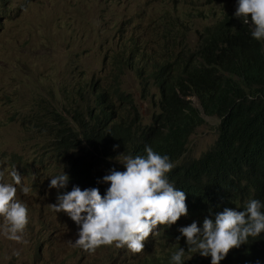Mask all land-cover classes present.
Returning a JSON list of instances; mask_svg holds the SVG:
<instances>
[{
	"label": "trees",
	"instance_id": "1",
	"mask_svg": "<svg viewBox=\"0 0 264 264\" xmlns=\"http://www.w3.org/2000/svg\"><path fill=\"white\" fill-rule=\"evenodd\" d=\"M215 2L204 0L209 9L192 3L191 12L184 14L213 17ZM235 12L231 7L211 18L198 31L197 47L180 39L166 62L150 66L146 58L139 66L144 53L137 47L129 52L121 48L112 57L107 81L93 80L89 95L86 84L67 81L61 87L64 103L56 106L54 94L51 102L41 100L43 105L32 110V117L42 130L54 131L48 143L52 150L72 153L67 174L83 184L110 174L113 168L124 171L118 156H146L145 148L151 146L170 158L174 167L166 178L186 194L184 227L196 222L202 229L206 217L214 219L225 208L243 211L251 199L264 204V40L255 39L251 23L244 24ZM161 33L172 34L170 26ZM127 71L136 72L143 88L154 84L160 90L151 123L140 122L137 113L131 119L129 110L117 114L121 103L136 110L132 96L120 87ZM193 95L201 108L189 98ZM203 114L221 119L218 136L199 157L187 158L189 138L206 122ZM43 115L53 122L44 124ZM31 165L39 166L38 155ZM36 172L41 174L39 169ZM163 238L172 242L161 243ZM158 243L161 252L149 253L137 264H175L172 255L180 248L185 249L180 264H211V256L188 251L187 238L180 231L163 230ZM220 264H264V232L230 250Z\"/></svg>",
	"mask_w": 264,
	"mask_h": 264
},
{
	"label": "rangeland",
	"instance_id": "2",
	"mask_svg": "<svg viewBox=\"0 0 264 264\" xmlns=\"http://www.w3.org/2000/svg\"><path fill=\"white\" fill-rule=\"evenodd\" d=\"M5 1L0 0V182L17 187L15 199L27 207L28 224L20 242L0 234V264H137L145 255L161 252V243L172 240L158 243L159 226L140 256L115 248L86 253L74 246L78 225L68 215L62 219L56 214L51 204L57 202L61 189L49 188L51 177L68 173L72 153L50 148L54 131L42 130L32 110L43 105L41 100L51 102L53 94L56 106L64 103L61 87L67 81L86 84L89 95L93 80L107 81L112 57L121 48L129 52L137 47L144 53L139 66L146 58L152 66L168 61L180 39L197 47L198 31L211 18L237 8V0H216L212 8L217 13L207 19L184 14L191 12L192 3L209 9L204 0ZM165 25L172 34L161 33ZM120 87L132 96L136 110L121 103L117 114L129 110L131 119L137 113L140 122L151 123L158 111L159 88L154 84L143 88L135 71L122 76ZM190 98L200 105L196 96ZM42 117L44 124L53 122L47 115ZM219 122L216 116H206L205 124L189 138L185 157H199L215 142ZM37 155L39 166L31 165ZM16 169L22 177L20 185L10 175Z\"/></svg>",
	"mask_w": 264,
	"mask_h": 264
},
{
	"label": "clouds",
	"instance_id": "3",
	"mask_svg": "<svg viewBox=\"0 0 264 264\" xmlns=\"http://www.w3.org/2000/svg\"><path fill=\"white\" fill-rule=\"evenodd\" d=\"M235 9L237 18L253 26L252 36L264 40V0H237ZM203 116L206 120L211 115ZM145 151L146 156L123 159H120L123 154L118 156L116 159L124 165V171L113 168L110 174H100L99 178L83 184L65 172L51 177L49 188L61 189L51 207L60 218L68 215L78 225L74 246L86 253L115 248L138 256L159 226L161 231H180L187 238L188 251L211 256V264H220L230 250L245 244L250 236L264 232V211H261L264 204L256 199L249 200L243 211L225 208L214 219L206 217L202 229L196 222L184 227L188 214L186 194L166 178L173 163L151 146ZM10 175L15 185L21 184L17 169ZM22 191L27 194L29 189L24 187ZM16 195L17 187L0 182V217L3 218L0 234L20 242L28 224V210L15 199ZM113 243L114 247L109 246ZM184 253L185 249L180 248L172 255V261L180 264Z\"/></svg>",
	"mask_w": 264,
	"mask_h": 264
},
{
	"label": "bare ground",
	"instance_id": "4",
	"mask_svg": "<svg viewBox=\"0 0 264 264\" xmlns=\"http://www.w3.org/2000/svg\"><path fill=\"white\" fill-rule=\"evenodd\" d=\"M166 30V29H165Z\"/></svg>",
	"mask_w": 264,
	"mask_h": 264
}]
</instances>
